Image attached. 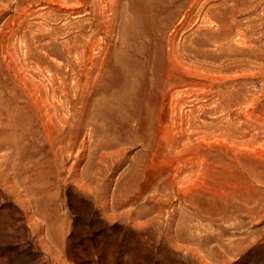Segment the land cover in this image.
<instances>
[{"label": "rangeland", "instance_id": "1", "mask_svg": "<svg viewBox=\"0 0 264 264\" xmlns=\"http://www.w3.org/2000/svg\"><path fill=\"white\" fill-rule=\"evenodd\" d=\"M189 1L152 17L111 0L104 26L0 0V264H264V0H193L180 22ZM13 24L25 40H5ZM52 29L60 57L40 48ZM173 33L205 57L174 67ZM148 45L153 85L125 99L117 67ZM76 57L94 69L71 75Z\"/></svg>", "mask_w": 264, "mask_h": 264}, {"label": "bare ground", "instance_id": "2", "mask_svg": "<svg viewBox=\"0 0 264 264\" xmlns=\"http://www.w3.org/2000/svg\"><path fill=\"white\" fill-rule=\"evenodd\" d=\"M12 1V0H11ZM40 0H35V2H38ZM47 4L46 5H42L43 8L45 9L44 14H42V18L45 19H50V20H61L64 19L62 17V15H66L65 17H67L69 14H75V13H79L81 11L85 12V14L88 15V21L87 23H100L98 22L100 20V18L97 21V9H101L102 11H104V9H109L112 11V17L115 16L117 14L115 8L112 3L111 0H46ZM126 1V0H125ZM139 0H128L129 3H137ZM143 2L146 3L145 7H147V9L149 11H151V16H157L159 15L161 12L167 11L169 9H174L177 8V6H179L181 4L182 0H142ZM193 0L189 1V5L188 6V13L186 14V16L183 17V19L180 20V22L182 21H187L188 18V14L189 12L192 10L193 7V2H191ZM188 2V1H186ZM13 3L17 6L21 4H23V0H13ZM26 3V2H25ZM115 3V2H114ZM121 3V2H120ZM184 4V2H182ZM234 3V2H233ZM232 3V5H234ZM118 4V3H117ZM123 4V3H122ZM121 4V5H122ZM127 4V2H126ZM218 4H223V3H218ZM29 5V3H28ZM230 5V3H229ZM125 6V5H123ZM123 6H120L118 9L122 12V9H124ZM127 6V5H126ZM125 6V7H126ZM87 7V10H86ZM231 7V5L229 6ZM24 8V7H22ZM39 8H41L39 6ZM133 8V7H132ZM223 11L228 10V6H221ZM127 10V8H125ZM108 10V11H109ZM4 11V10H2ZM24 12L26 11L25 9L23 10ZM33 11L31 14L37 13L36 10H31ZM130 11V9H129ZM229 11V10H228ZM231 11V10H230ZM229 11V12H230ZM29 13V12H28ZM108 13V12H107ZM228 13V12H227ZM120 14V13H119ZM122 14V13H121ZM120 14V15H121ZM175 14V13H174ZM230 14V13H228ZM78 15V14H77ZM191 15V14H190ZM74 16V15H73ZM82 16V15H80ZM79 16V17H80ZM21 17V16H20ZM69 17V16H68ZM85 17V15H84ZM118 17V16H117ZM123 17V16H121ZM190 17V16H189ZM224 17V16H223ZM72 18V17H71ZM76 18V16H75ZM102 18V17H101ZM173 18V17H172ZM174 18H176V16L174 15ZM222 18V17H221ZM225 18V17H224ZM227 18V17H226ZM225 18V19H226ZM40 19V18H39ZM119 19V18H118ZM123 19V18H122ZM131 19V18H130ZM104 20V19H102ZM121 20V19H120ZM192 20V19H191ZM230 20V19H229ZM79 21V20H78ZM71 21V20H64L62 23H83L84 21ZM111 21V20H110ZM118 21V20H117ZM123 21V20H122ZM125 21V19H124ZM231 21V20H230ZM57 22V21H56ZM86 22V21H85ZM105 22V20H104ZM116 22V21H115ZM120 22V21H118ZM136 21L134 19H131V21L129 23H131V27L130 28H136L139 27L140 23H135ZM86 23V24H87ZM128 23V22H127ZM96 24V26H97ZM101 24V23H100ZM99 24V25H100ZM223 24V23H222ZM90 25V24H89ZM88 25V26H89ZM98 25V26H99ZM101 25H104V23H102ZM147 25V24H146ZM105 26V25H104ZM109 27V26H108ZM107 27V28H108ZM147 27V26H146ZM146 27L144 28L143 31H140L138 33L136 32H132L130 37L131 39H133V41L139 37H146L147 40H151L152 39V34L154 29H149L146 30ZM209 27V26H208ZM212 27V26H211ZM217 27V26H216ZM24 28V27H23ZM88 28V27H87ZM42 29V28H41ZM99 29V28H98ZM129 29V28H128ZM133 29V30H134ZM86 30V29H85ZM94 30V29H93ZM104 31V30H103ZM109 31V30H108ZM128 31V30H127ZM136 31V30H135ZM138 31V30H137ZM89 32V31H88ZM241 32V31H240ZM26 32L24 31V29L21 28V25L19 24H13L11 28H8L6 31V36H5V40L8 42L10 40L11 37L13 36H17L18 38H22L25 40L26 38ZM51 34H54L53 29L50 31H46L43 35V37L45 38L44 41L41 43V49H44L48 54H53L57 57H60L61 55L59 54V52L55 49V44L53 39L49 38L48 36H50ZM37 33H32L30 32V40L33 41H37L38 38ZM41 35V34H40ZM100 35V34H99ZM97 36V35H96ZM107 36V35H106ZM189 37V36H188ZM74 39L72 40H64L61 42V46L63 47V49L65 50L64 55L66 57H69V55L74 52H76V48H77V37L74 36ZM156 38V37H155ZM58 39V38H57ZM86 39V38H85ZM144 39V38H143ZM175 39V34L173 33L170 36V47L169 48V58L171 59V62L173 64L174 67H184L185 64L187 63H197L199 61V59L201 57H205V50L204 49H200L199 47L196 46H190V45H186L185 43L181 42L179 45L175 44L173 41ZM189 39V38H188ZM205 39V38H204ZM203 39V40H204ZM60 40V39H59ZM184 40H186L184 38ZM245 40V39H244ZM96 41V40H95ZM100 41V39H99ZM169 41V40H168ZM246 41V40H245ZM41 42V41H40ZM94 42V41H93ZM97 42V41H96ZM187 42V41H185ZM226 44V43H225ZM22 45V44H21ZM93 45V44H92ZM97 46V45H96ZM223 46V45H222ZM84 48V47H83ZM217 48V47H216ZM214 50V48H213ZM13 51V50H12ZM219 51V50H218ZM12 54V53H11ZM27 54V53H26ZM165 55V54H164ZM10 57V56H9ZM15 57V56H14ZM60 60V59H59ZM63 60V59H62ZM75 60V61H74ZM71 59L70 62L65 61V65L68 67V70L70 71V74H75V67H78V71H82L83 68H85L87 71H91L94 69V64L92 62V60H89L88 66L86 64H84L83 60H78V58L76 57L75 59ZM99 61V60H98ZM153 61H154V54L151 51V46H146L143 49H138L137 47H131L129 49V51L127 52V56L125 58H123L122 62L119 63L118 67H117V78L115 84H117L118 88L116 89L119 93H122V95L124 96L125 99H130V96L134 93L135 89H137L138 86V81L140 79H146L145 80V84H147V82L150 83L151 87L153 85V78L151 77L153 75ZM201 62L203 60H200ZM86 62V61H85ZM218 62V61H217ZM220 62V61H219ZM58 63V62H56ZM200 63V62H199ZM215 63V62H214ZM201 64V63H200ZM203 64V63H202ZM22 65V64H21ZM204 65V64H203ZM214 67V66H213ZM53 74H51L49 77L52 79L53 75H57L60 78H62L63 80L64 78V71H62V69L60 68L59 64H54L53 63ZM64 68V67H63ZM185 68V67H184ZM37 69V68H36ZM48 69V68H47ZM216 69V68H215ZM184 70V69H183ZM204 70V69H203ZM187 71V70H185ZM200 71V69H199ZM202 71V70H201ZM219 71V70H218ZM173 73V72H172ZM208 73V72H207ZM60 74V75H59ZM219 74H221L219 72ZM215 76V75H213ZM221 76V75H220ZM49 78V79H50ZM168 78V77H167ZM171 78V77H170ZM48 79V78H47ZM45 79V80H47ZM173 79V78H171ZM170 79V80H171ZM213 80L212 78L210 79V81ZM147 81V82H146ZM52 82V81H51ZM55 83V81H54ZM222 83V82H221ZM220 83V84H221ZM219 86V85H218ZM222 86V84H221ZM220 87V86H219ZM48 88V87H47ZM218 91V90H217ZM182 98V95H180ZM227 96V95H226ZM172 99V97H171ZM184 99V98H183ZM185 101V100H184ZM183 102V100H182ZM175 108V107H174ZM172 109V108H171ZM172 112V111H171ZM189 115V114H188ZM183 117V116H182ZM180 117V120L181 118ZM177 120V119H176ZM179 120V119H178ZM189 120V119H188ZM175 122V121H174ZM180 122V121H179ZM182 122V121H181ZM177 123V122H176ZM184 124V123H183ZM186 126L188 124L185 123ZM184 124V125H185ZM202 124V123H201ZM198 125V126H201ZM178 125V124H177ZM203 125V124H202ZM206 124L204 123V126ZM183 126V125H182ZM192 126V125H191ZM196 126V125H194ZM203 126V127H204ZM179 127V126H178ZM189 127V126H188ZM197 127V126H196ZM183 128V127H182ZM185 128V127H184ZM189 129V128H188ZM203 129V128H202ZM178 130V129H177ZM176 130V131H177ZM182 130V129H181ZM186 130V129H185ZM194 130V129H193ZM184 131V130H182ZM191 131V129L189 130ZM186 132V131H185ZM178 133V131H177ZM183 134V133H182ZM175 135V134H174ZM178 137V136H176ZM190 137V136H188ZM178 139V138H176ZM174 141V143H172V145L175 147V145L177 144V141ZM190 140V138L188 139ZM201 141V139H200ZM208 141V140H205ZM172 142V141H171ZM170 142V143H171ZM186 143V142H185ZM147 144V143H146ZM144 144V145H146ZM189 144V142H188ZM187 144V146H188ZM202 144V143H201ZM169 145V143H168ZM148 146V145H147ZM185 146V145H184ZM186 147V146H185ZM210 147V146H208ZM147 149V148H146ZM207 149V148H206ZM3 175V174H2ZM11 178V177H10ZM9 182V180H8Z\"/></svg>", "mask_w": 264, "mask_h": 264}]
</instances>
